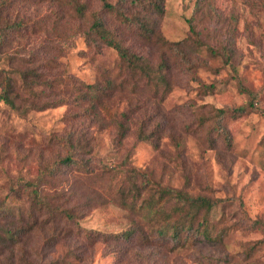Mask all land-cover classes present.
Returning <instances> with one entry per match:
<instances>
[{"label": "rangeland", "instance_id": "rangeland-1", "mask_svg": "<svg viewBox=\"0 0 264 264\" xmlns=\"http://www.w3.org/2000/svg\"><path fill=\"white\" fill-rule=\"evenodd\" d=\"M259 3L166 0L159 30L172 43L197 41L179 47L191 64L143 42L103 13L107 27L121 31L125 44L151 67L167 63L172 90L162 99L144 86L134 88L115 51L88 45L101 0H0V29L5 22L28 24L10 33L0 61L16 83L15 108L2 100L0 87V208L30 209L32 188L24 182L36 183L45 174L40 193L53 208L51 215L60 217L57 226H37L18 244L0 239V264H264V228H252L254 221L264 222V117L251 111L226 117L230 149L202 125L213 109L244 102L238 81L259 93L264 108V8ZM190 21L199 35L190 34ZM108 81L116 87L109 90ZM92 84L106 91L99 103L84 98ZM157 112L162 131L155 147L139 142L137 134L142 126L153 130ZM120 122L130 129L122 142L116 140ZM67 136H73L76 158L88 161L95 176L55 167L70 154L63 141ZM105 167L118 176L102 177ZM126 167L142 169L164 186L225 200L214 215L217 231L227 232L223 244L170 252L104 242L103 234L133 224L109 194L118 189ZM47 218L44 208L41 219ZM6 221L0 218V230L7 228ZM51 235L56 243L46 241Z\"/></svg>", "mask_w": 264, "mask_h": 264}, {"label": "trees", "instance_id": "trees-1", "mask_svg": "<svg viewBox=\"0 0 264 264\" xmlns=\"http://www.w3.org/2000/svg\"><path fill=\"white\" fill-rule=\"evenodd\" d=\"M101 1L102 8L99 12L93 14V22L86 35L88 45L96 49L107 47L115 51L122 62L124 76L134 82V88L144 86L151 89L154 95L160 93L163 99L172 90L167 63L162 62L156 68L151 67L145 57L138 55L125 44L121 38L123 36L121 31H113L107 27L102 14H110L143 42L158 44L162 48L178 53L185 64L191 63L182 51L183 48L195 44L197 41L194 38H187L178 43H172L163 37L159 30L158 21L165 16L164 6L166 0H117L116 3L111 0ZM259 1L260 6L264 8V0ZM5 23L7 24L0 29V61L4 55L6 44L10 40V33L26 30L28 27V24L12 23L9 25L8 22ZM189 26L191 35H199L193 21H190ZM180 46H183V48H179ZM226 57L228 62L233 59L229 52L226 53ZM20 73L25 80L26 76L22 72ZM139 82L142 83L138 85ZM124 83L125 81L122 82V86H124ZM15 84L11 73L0 67L1 98L13 108L16 107V102L12 96ZM107 85L109 90L116 87L114 82L110 83L108 81ZM87 89L88 93L84 98L87 97L94 103H99L105 97L106 91H101L94 84L87 85ZM238 89L245 96V100L241 105L232 108L213 109L209 114L210 118L202 120V125L207 132H213L228 149L232 148L233 137L224 124L226 117L241 118L248 111L264 117V108L261 105L259 93L247 89L240 81H238ZM123 116L125 119H129L128 114L124 113ZM152 116L158 118L153 130L147 132L145 126H142L137 134V140L139 142H149L157 147L162 131V124L159 122L160 112ZM154 121L155 118L150 117V124ZM208 127H210V130H208ZM129 130L125 123H118L116 140L122 142L128 136ZM63 141L69 146L70 154L56 161L54 163L55 167L74 168L95 176L96 173L89 167L88 161L84 162L80 158H76L77 151H75L76 145L73 136H67ZM213 142L215 144L216 141L213 139ZM116 171L111 167H105L103 170L105 174L102 177L106 174L112 176L117 173ZM51 172V175L56 174L54 170ZM44 175L42 174L36 183L24 182L32 188L33 200L30 209L25 211L22 207L2 210L0 208V218L8 222L7 228L0 230L2 241L7 239L18 244L21 242V237L33 228L43 224H56L55 226H57L59 223L58 219L60 217L51 215L53 208L48 206L40 193L42 189H39V186L44 180ZM121 175L122 181L118 189H109V194L113 199L112 201L133 217V224L125 231L115 234H103L104 242H115L116 244H129L131 242L144 248L157 247L170 252L195 249L202 245L223 244L227 232L224 230L217 231L214 215L217 209L225 203V200L203 195L194 196L185 187L174 189L164 186L155 181L146 171L135 167L123 168ZM49 204L52 205L50 202ZM44 208H47L48 218L43 221L41 216ZM70 217L71 215L68 218ZM252 228H264V222L256 220L253 222ZM55 239L56 235H51L46 238V241L54 242Z\"/></svg>", "mask_w": 264, "mask_h": 264}]
</instances>
